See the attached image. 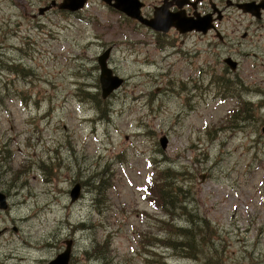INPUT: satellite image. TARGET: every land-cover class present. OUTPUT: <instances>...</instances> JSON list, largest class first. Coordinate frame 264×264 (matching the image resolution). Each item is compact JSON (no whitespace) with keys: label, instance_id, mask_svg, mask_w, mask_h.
Returning a JSON list of instances; mask_svg holds the SVG:
<instances>
[{"label":"rangeland","instance_id":"obj_1","mask_svg":"<svg viewBox=\"0 0 264 264\" xmlns=\"http://www.w3.org/2000/svg\"><path fill=\"white\" fill-rule=\"evenodd\" d=\"M51 1L0 0V168L27 186L0 209V264H48L65 240L68 264H264V7L188 0L218 32H157L103 0L39 14ZM108 47L125 81L103 96Z\"/></svg>","mask_w":264,"mask_h":264},{"label":"flooded vegetation","instance_id":"obj_2","mask_svg":"<svg viewBox=\"0 0 264 264\" xmlns=\"http://www.w3.org/2000/svg\"><path fill=\"white\" fill-rule=\"evenodd\" d=\"M190 1H194V0H190ZM140 3H141L140 7H139L140 11H138V15L140 16L141 19H138V20L142 23H144V20H150V19H148L150 17L145 18L144 16L149 14L150 10L153 8L152 18H154L156 13L158 15H162L166 18L164 20L160 16H158L161 20H163V24H162L163 28H159L163 32H166L167 30L168 31L191 30L194 32V31L199 29V30H201V33H207V32H213V31L218 32L217 30H219L218 25L220 24V20L215 18V16H214L215 14H213V16H210V14H208V15H205L204 17H202L204 15L205 11L197 10L198 6H197L196 1L194 4L192 3L193 7H195V5L197 7V9L195 8L194 10H191V8L188 4V0H160V1L151 0L149 2V4H145V3L143 4V2H141V1H140ZM228 4H229V6H235L237 9H240L241 11L243 10L242 6H244V4H250L253 7V12H250V11H248V12L250 14L256 16L257 18L262 17L263 11L260 10V7H264V0H260V2H259V0H256V1H252V0L245 1L244 0V1H236V2H234V1L232 2L229 0L227 5ZM183 6H184L185 10L183 9ZM255 7H258V8L256 9ZM176 8H178V9H176ZM68 12L73 13L71 11H68ZM242 12H244V10ZM185 21H187V22H185ZM197 22H200L201 25L200 24L195 25ZM189 25H192V27L188 28ZM157 32H160V31H157ZM111 51L112 50H109V48L104 49L102 51V54L97 56V60L100 56H104V57L108 56V58H107V65H108V59L110 57ZM170 54L171 53H168V54H166V56H168ZM225 61L231 65L236 66V63L231 61V60H225ZM250 64H251V66H254L253 63L250 62ZM237 65H238V62H237ZM108 67H109V65H108ZM99 73H100V71H99ZM112 74L115 75L113 73V70H112ZM243 115L245 116V113ZM5 173H6V170L0 168V209L5 210L7 212V210H9L10 206H11V203L9 202V197L15 193L25 194L24 188H26L27 186H22L21 184L20 185H14L13 183H8L6 185L2 181L3 180L2 176H4ZM29 195H35V191L29 189ZM25 218H26V216H25ZM14 230L16 231L17 227H14ZM216 264H233V263L224 262V261H221V259H219L216 262ZM238 264H250V262L249 261L246 263L240 262Z\"/></svg>","mask_w":264,"mask_h":264},{"label":"water","instance_id":"obj_3","mask_svg":"<svg viewBox=\"0 0 264 264\" xmlns=\"http://www.w3.org/2000/svg\"><path fill=\"white\" fill-rule=\"evenodd\" d=\"M106 3L112 5L118 10H121L126 15L141 19L138 15L140 4L138 0H103ZM86 0H62L59 3H56L54 0L51 1V3L45 7L39 8L38 12L39 14H42L45 10H48L51 6H57L59 9H65L68 11H76L85 5ZM244 11H250L253 12V7L251 5L245 4L242 6ZM256 9L258 7H255ZM158 16H160L162 19H166L162 15L155 14V18L152 20H144V23L153 27V28H163V20H161ZM159 19V20H158ZM201 21V20H200ZM187 22V21H185ZM200 24V22H197L195 25ZM194 26V25H193ZM192 27V25H189L188 28ZM111 48H109L110 50ZM108 56H105L103 58L99 59L100 64V87L102 91V95L106 96L114 87L116 88L121 82V79H118V77L112 75V71L110 68L107 67L106 60ZM164 145V141H162ZM163 147V146H162ZM80 184H75L74 187L69 192L70 202H74L78 194L80 192ZM71 240H65V249L63 252L59 253L55 259H52L48 262V264H68L71 258Z\"/></svg>","mask_w":264,"mask_h":264},{"label":"trees","instance_id":"obj_4","mask_svg":"<svg viewBox=\"0 0 264 264\" xmlns=\"http://www.w3.org/2000/svg\"><path fill=\"white\" fill-rule=\"evenodd\" d=\"M166 171L168 173V176H171L172 178H175V179H173V185H171L169 188L166 187V189H164L162 185H160V188L162 187L160 191V195H161V200L163 202L162 204L163 210L165 211V210H170V209H176V210L182 211V209L184 208L185 199L180 198L184 192H182V189H181L183 185H181L178 181L179 172L176 169H165L161 173H164ZM165 190H168V191L165 193L164 192ZM179 198L181 200H177ZM165 212L172 215L170 212H167V211ZM179 235L184 236V238L191 239V238H188V234L186 233V231L182 230V232L179 233Z\"/></svg>","mask_w":264,"mask_h":264},{"label":"bare ground","instance_id":"obj_5","mask_svg":"<svg viewBox=\"0 0 264 264\" xmlns=\"http://www.w3.org/2000/svg\"><path fill=\"white\" fill-rule=\"evenodd\" d=\"M104 56H100L99 58H98V60L100 59V58H103ZM123 82H124V79H123ZM216 241V240H215ZM214 245V244H213ZM173 248V247H172ZM255 249V248H254ZM188 264V263H187Z\"/></svg>","mask_w":264,"mask_h":264}]
</instances>
